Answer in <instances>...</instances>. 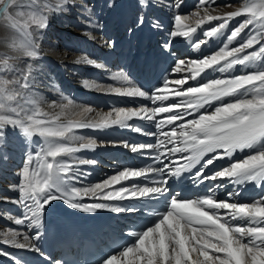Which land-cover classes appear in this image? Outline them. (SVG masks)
<instances>
[{"label":"snow or ice","instance_id":"6c2138e0","mask_svg":"<svg viewBox=\"0 0 264 264\" xmlns=\"http://www.w3.org/2000/svg\"><path fill=\"white\" fill-rule=\"evenodd\" d=\"M66 3L58 0L37 9L36 0L29 4L0 0V25L16 36L11 43L4 42L9 51L0 57V161L7 158L3 149L12 136L31 148L24 153L17 183L11 186L17 196L3 197L22 212L0 213V219L19 227L7 225L0 232V244L39 253L48 264H68L43 252L38 243L49 207L60 201L82 213L103 210L129 218L115 246L96 264H264V0H247L224 15H211L209 9L232 4L198 0L194 11L182 13L183 0H171L166 6L176 11L161 54L175 55L176 38L188 40L198 52L209 40L224 36L233 20L236 23L216 51L174 59L165 69L167 75L161 74L152 87L138 83L128 71H111L82 56L78 64L105 69L114 82L85 79V89L149 102L106 112L65 94L45 101L34 91L29 61H36L41 52L31 29L42 35L56 13L69 10ZM158 5L165 6L164 0H136L137 15L128 33L135 36L142 30ZM212 21L220 22L193 40L197 29ZM151 27H163L158 17ZM105 43L115 46L111 39ZM20 58L27 59L18 64ZM237 66L243 70L224 75ZM205 73L221 75L208 78ZM73 115L84 118L72 119ZM134 120L151 122L154 130L131 123ZM114 127L151 138L143 143L120 142L145 164L83 183L91 173L81 169L98 162L77 154L94 151L105 142L78 132ZM218 161L226 163L217 165ZM185 181L197 188L204 185L205 190L186 195L178 187ZM218 181H227L237 190L229 191L227 199H218L214 189L224 187L213 183ZM245 185L259 188L261 194L251 202L234 200ZM0 257L15 259L4 248ZM15 264L21 261L15 259Z\"/></svg>","mask_w":264,"mask_h":264},{"label":"bare ground","instance_id":"6f19581e","mask_svg":"<svg viewBox=\"0 0 264 264\" xmlns=\"http://www.w3.org/2000/svg\"><path fill=\"white\" fill-rule=\"evenodd\" d=\"M67 0L65 5L69 10L65 11L63 14L56 13L55 18L50 20L51 30L49 26L46 30H43L42 34L53 33L54 36L59 32H63V34L67 35V42L59 39V49L56 44L49 42L47 45L50 52H56L57 54H67L65 56H75L74 60H69L67 62L59 61V69L51 68V66H44L46 64V57L40 56L36 61H29L33 64V77H34V91L38 96L44 98L45 101H51L53 99L58 100L61 94H68L72 97L73 94L76 95V98H79L80 101L74 100L82 105H91L96 111H108L113 107H121V106H133L129 105V101L134 102L130 98L116 96L114 94H105L104 92H99L96 90L85 89L83 85V80L88 79L90 81H97L104 84L114 83L109 79V71H117L118 65L133 63L137 64V68H144L145 64L142 61H137V54L133 51L128 55L126 43V35H128L127 28L132 24L133 18L137 15L136 10V0ZM58 0H44L42 3H39L40 6H43L45 3L54 4L57 3ZM198 0H183L182 8L179 10L182 13H191L195 10ZM234 0H216V5H224L228 3H232ZM247 2V0H243L242 2H238L233 7H216L215 11L209 9V13L211 15H224L226 13L236 11L243 3ZM25 4H29L28 1H24ZM171 3V0H164L163 7L157 6L158 10L162 13V19L160 22L163 27L161 29H153L150 28V32L148 36H144V33L147 29L139 30V34H143V39L146 42V47L149 51V58L153 59L156 55H161L163 51V44L165 41L169 40V35L166 36V31H170L172 29V15L175 9H169L166 5ZM38 6V3H36ZM86 6L87 10H84L81 6ZM111 5V7H109ZM51 15V14H49ZM203 15V13H201ZM85 17L88 19L86 20ZM121 17L123 18V22L121 23V28H117L120 23ZM104 19V22L101 23L100 20ZM237 19H243L237 18ZM91 21V24L88 22ZM154 21L147 22L146 25L151 24ZM220 21H212L210 24L205 23L203 26L197 29V33L194 34L193 40L198 39L202 36V32L212 27L215 24H218ZM236 20H233L229 29L225 30V35L219 38H213L209 40V42L201 47V49L197 52L192 48V44H190L189 49L185 50L183 45L189 43L188 40L183 38H176L173 40V48L172 51L175 55L181 52L182 56L179 58L189 59V58H198L201 56L208 55L214 51H216L224 42L227 31H229ZM69 24V25H68ZM98 24L99 27H93L92 25ZM58 26V27H57ZM68 26V27H67ZM194 26V25H193ZM65 27V31L63 30ZM63 28V29H62ZM35 36L40 33V30L31 29ZM114 31V32H113ZM118 34L116 39H111L115 41L114 47H108L105 43L110 39L111 35ZM60 34V33H59ZM125 36V37H124ZM59 37V36H58ZM115 37V36H114ZM38 38V37H37ZM124 38V40L120 43H116L118 39ZM16 39L8 29H6L3 25H0V51L7 53L9 50L7 48V44L11 43L12 40ZM39 40V39H38ZM92 42H89V41ZM45 40H43L44 42ZM63 42L67 43V49L65 52L62 50ZM62 44V46H61ZM44 45H46L44 43ZM235 46V45H233ZM47 48V47H46ZM42 50V49H41ZM62 50V51H61ZM104 52L106 55L103 56L102 59L97 60L96 55L99 52ZM41 52V51H40ZM44 52V51H43ZM88 55L89 57L97 60L98 63L105 65V69H98L93 66L78 64L77 61L81 59L82 56ZM167 55V58L175 57ZM111 57V60L104 62L107 60V57ZM27 58H20L17 61L18 64H22L23 60ZM164 59L163 57L161 58ZM48 63V62H47ZM49 64V63H48ZM50 67V68H49ZM240 66H237L236 69H233L231 73H226L224 75H232L236 74L238 71H242L243 69H239ZM251 71V69H249ZM208 78L219 77L220 73H205L204 74ZM60 83L65 85L64 90H61ZM193 83V82H190ZM65 91V92H64ZM73 98V97H72ZM136 104V103H133ZM138 105V104H136ZM46 107V106H45ZM95 113L90 114V116H94ZM72 119H82L79 115H73ZM131 123L136 124L137 126L143 125L144 123H150L147 121L134 120ZM134 132L129 129H120L118 127L106 129V130H91L84 129L80 130L78 134L85 135L87 137H95L98 141H104L105 143L102 146L97 147L94 151L84 150L77 155L82 158H91L95 159L98 163L95 166H84L81 171L90 172L91 175L87 176L83 183H95L105 179L107 176H110L125 167V162L128 160L130 162L129 166L136 167L138 166V157L136 154H130L126 156L129 150L122 147L120 144L121 141H129L132 143H137L133 141V138L130 137ZM16 139V136H12L9 140ZM38 140L39 138H34ZM22 141V138H20ZM112 142H116L113 144ZM9 143V142H8ZM9 145V144H8ZM10 148L12 150L4 148L3 150L7 153V158L0 161V210L4 213H11L13 215H19L22 212V208L14 203L11 200L5 201L3 197L15 198L17 196V192L12 190L11 186L17 183L18 176L17 171L24 159V153L27 150H31L29 145L24 142L16 143L15 146L11 145ZM113 149L116 154H118V158L122 161L119 162L118 158H112L109 155V152ZM242 155V154H238ZM110 166L108 168L107 166ZM139 182V181H137ZM213 183H221L224 187L218 188V190L223 191V194H216L218 199H227V193H225V189L227 187H232L230 191H236V186L229 184L227 181H218ZM241 195L238 197H233L234 200H238L240 202H251L254 198L258 197L261 194V191H258L253 185H245L240 189ZM84 202H91L90 200H85ZM124 203H129V201H125ZM131 203H139L137 201H132ZM68 207L64 205L60 201L53 202V205L49 207V211L46 213L44 226L41 229L43 232L42 239L38 242L41 247L43 242L48 239L47 228H51L56 230L58 239L55 243L50 244L49 248L54 253L59 250V247L63 245L64 240H67L68 236L72 235V226L70 224L71 213L66 211ZM61 211H64L63 213ZM88 214V213H87ZM101 215V217L105 220L109 221V224H106L104 221H99L94 216ZM82 220L83 216L78 215ZM87 218L90 221H95L102 230V233L106 236H109L111 231L116 229L118 226H122L126 224L128 221V217L126 214H121L119 216L109 213L107 211H98L95 214H88ZM2 221L0 224V232L6 230V226L10 225L13 228H18L14 224H11L9 221ZM51 222V225H50ZM85 227V226H84ZM19 230L23 231V228H19ZM2 239V237H0ZM0 248L6 249L8 252L12 253L11 248L7 245H0ZM25 255H29V251L25 250ZM15 259H18L15 256ZM15 259L12 260V263H9L5 257H0V262L2 264H15Z\"/></svg>","mask_w":264,"mask_h":264},{"label":"rangeland","instance_id":"374dc122","mask_svg":"<svg viewBox=\"0 0 264 264\" xmlns=\"http://www.w3.org/2000/svg\"><path fill=\"white\" fill-rule=\"evenodd\" d=\"M25 1V0H24ZM26 1H28L29 3H30V0H26ZM44 0H36V3H38V6L37 5H35V7L36 8H42L43 6H40V4L39 3H42ZM119 1V0H118ZM117 1V2H118ZM122 1V0H121ZM243 0H234V2H232V3H228V4H232L233 6L234 5H236L238 2H242ZM133 20H134V18H133ZM100 22L101 23H103L104 22V19H101L100 20ZM234 23H236V22H234ZM233 23V24H234ZM58 27V26H57ZM68 27V26H67ZM67 27H65L63 30L65 31L66 29H68ZM49 29L51 30V25L49 24ZM68 31H70L69 29H68ZM61 31L59 30V32L56 34L57 36H54V34L53 33H50V31H48V33H45V34H40V33H38L35 37H36V40H37V43L40 45V51H41V55L42 56H44V57H46V59H47V62L49 63H47L46 62V64H44V66H51V68H55L53 65L56 63V62H58L59 63V61H62V62H67V61H69V60H74V58H75V56H65V54L63 55V54H61V53H59V54H57L56 52H50L49 51V49H48V46L47 45H49L48 43L49 42H52L53 44H56L57 45V48H58V50H60L59 49V35H62L61 33H60ZM114 32V31H113ZM228 32V31H227ZM60 33V34H59ZM41 36H43V37H41ZM59 36V37H58ZM114 36H115V34H113V35H111V37H110V39H113L114 38ZM38 37V38H37ZM53 38H57V39H53ZM39 39V40H38ZM43 40H45L44 42H43ZM44 43L46 44V45H44ZM68 45V44H67ZM61 46H62V44H61ZM42 47V48H41ZM47 47V48H46ZM42 49V50H41ZM67 49V47L64 49V50H66ZM63 50V49H62ZM61 50V51H62ZM44 51V52H43ZM7 53H4V52H2V51H0V57H3L4 55H6ZM50 68V67H49ZM56 69V68H55ZM57 69H59V68H57ZM73 97V96H72ZM74 99V98H73ZM76 100H78V101H80V99L79 98H75ZM16 139H17V137H16ZM16 139H13V140H16ZM10 141V140H9ZM9 144V143H8ZM6 145V146H4V147H7L6 149H9L10 147L9 146H11V145ZM0 213H4V212H1V210H0ZM2 221H0V224H2L1 223Z\"/></svg>","mask_w":264,"mask_h":264}]
</instances>
